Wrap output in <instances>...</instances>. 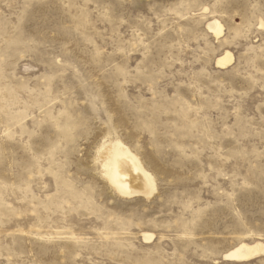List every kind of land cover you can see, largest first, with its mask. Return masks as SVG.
Masks as SVG:
<instances>
[{
	"label": "rangeland",
	"instance_id": "1",
	"mask_svg": "<svg viewBox=\"0 0 264 264\" xmlns=\"http://www.w3.org/2000/svg\"><path fill=\"white\" fill-rule=\"evenodd\" d=\"M115 139L149 195L103 174ZM241 242L264 244V0H0V264H264Z\"/></svg>",
	"mask_w": 264,
	"mask_h": 264
},
{
	"label": "bare ground",
	"instance_id": "2",
	"mask_svg": "<svg viewBox=\"0 0 264 264\" xmlns=\"http://www.w3.org/2000/svg\"><path fill=\"white\" fill-rule=\"evenodd\" d=\"M207 27L209 30H213L215 35L221 34L222 26L216 19L209 21ZM229 60L230 55L225 53L217 59L216 63L222 66ZM104 149L105 152L101 161V165L104 168L103 174L118 192L124 195H132L134 193L135 195L137 193L149 195L154 190L153 176L144 168L142 162L130 151L128 146H125L120 140L115 139L110 141ZM263 253V243L255 242L247 244L241 242L228 250L224 254V257L230 258V260H247Z\"/></svg>",
	"mask_w": 264,
	"mask_h": 264
}]
</instances>
